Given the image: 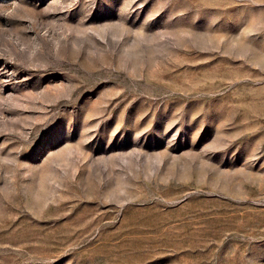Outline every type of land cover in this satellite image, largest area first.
Segmentation results:
<instances>
[{"label":"rangeland","instance_id":"rangeland-1","mask_svg":"<svg viewBox=\"0 0 264 264\" xmlns=\"http://www.w3.org/2000/svg\"><path fill=\"white\" fill-rule=\"evenodd\" d=\"M0 264H264V0H0Z\"/></svg>","mask_w":264,"mask_h":264}]
</instances>
